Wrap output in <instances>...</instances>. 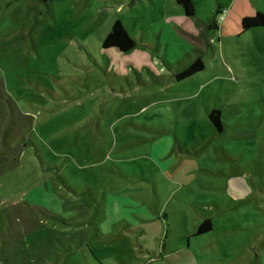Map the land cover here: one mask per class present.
Segmentation results:
<instances>
[{"label": "rangeland", "instance_id": "rangeland-1", "mask_svg": "<svg viewBox=\"0 0 264 264\" xmlns=\"http://www.w3.org/2000/svg\"><path fill=\"white\" fill-rule=\"evenodd\" d=\"M192 2L0 0V264H264V0Z\"/></svg>", "mask_w": 264, "mask_h": 264}, {"label": "trees", "instance_id": "trees-1", "mask_svg": "<svg viewBox=\"0 0 264 264\" xmlns=\"http://www.w3.org/2000/svg\"><path fill=\"white\" fill-rule=\"evenodd\" d=\"M175 2L183 9V12L186 16H193L194 15V6L192 0H175ZM216 13L220 14L221 11L219 7L216 8ZM216 22H214V27H216ZM240 26L243 31L258 26H264V13L261 11H257L253 15H246L242 17ZM136 41L131 35L127 32L126 28L124 27L123 23L116 19L105 38L102 40V47L103 48H110L115 47L119 51L125 52L130 50L134 47ZM204 68L203 62L199 57L194 59L187 68L184 69L181 76L189 75L195 71L201 70ZM219 111L213 109L209 112L210 119L214 122L215 126L222 130V126L217 119V115ZM212 229L211 220L209 218L204 219L198 225L196 230V235L204 234L209 232Z\"/></svg>", "mask_w": 264, "mask_h": 264}, {"label": "crops", "instance_id": "crops-1", "mask_svg": "<svg viewBox=\"0 0 264 264\" xmlns=\"http://www.w3.org/2000/svg\"><path fill=\"white\" fill-rule=\"evenodd\" d=\"M217 7H219V10H220V11L222 10V8L224 9V5H222V4H220V3H218ZM218 15H219V14H218ZM216 25H217V23H216Z\"/></svg>", "mask_w": 264, "mask_h": 264}, {"label": "built area", "instance_id": "built-area-1", "mask_svg": "<svg viewBox=\"0 0 264 264\" xmlns=\"http://www.w3.org/2000/svg\"><path fill=\"white\" fill-rule=\"evenodd\" d=\"M219 18H220V19L222 18V12L219 14Z\"/></svg>", "mask_w": 264, "mask_h": 264}]
</instances>
